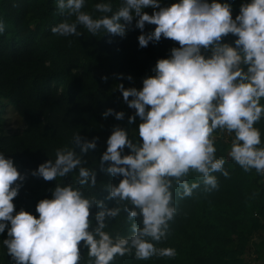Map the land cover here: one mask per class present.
<instances>
[{
    "label": "clouds",
    "instance_id": "obj_1",
    "mask_svg": "<svg viewBox=\"0 0 264 264\" xmlns=\"http://www.w3.org/2000/svg\"><path fill=\"white\" fill-rule=\"evenodd\" d=\"M85 4L56 0L58 12L69 18L50 31L80 37L82 26L93 36L103 31L124 37L135 21L140 47L162 36L179 47L156 61L154 75L144 78L139 90L116 85L135 110L127 116L128 124L137 117L140 122L136 130L114 126L100 156V170L121 177L118 183L101 185L115 206L107 207L91 191L97 186L96 170L84 157L96 149L98 137L74 133L54 158L31 172L57 181L51 198L36 204L38 217L23 209L13 214L12 201L21 187L15 182L25 177L0 152V233L7 227L2 244L13 264H114L126 255L174 258V247L160 246L177 213L174 191L188 197L201 183L212 191L219 186L215 173L229 176L225 158L216 155V130L231 136L227 154L236 164L264 175V140L256 126L264 119V0L242 2L234 18L227 0H175L169 6H161V0H119L115 10L114 0H97L93 9L99 16L85 11ZM145 8H152V14ZM146 23L154 30L143 31ZM228 34L235 37L231 43L223 42ZM101 115L125 119L124 111L112 108ZM190 171L199 174L198 180L189 183ZM68 175L72 183L63 185L60 178ZM94 207L100 210L89 219ZM125 212L128 234L113 235L109 221ZM81 241L87 259L81 257Z\"/></svg>",
    "mask_w": 264,
    "mask_h": 264
},
{
    "label": "trees",
    "instance_id": "obj_2",
    "mask_svg": "<svg viewBox=\"0 0 264 264\" xmlns=\"http://www.w3.org/2000/svg\"><path fill=\"white\" fill-rule=\"evenodd\" d=\"M96 2L86 0L84 10L94 16L101 15L93 9ZM173 2L161 0V6ZM227 2L233 7L234 18L246 0ZM118 4L119 0H114V10ZM143 11L151 15L153 9ZM67 18L58 12L56 0H0V23L4 25L0 32V152L5 153V158H11L25 177L15 182L21 187L12 201L13 214L23 209L38 217L36 204L51 198L57 181H46L32 176L31 172L54 158L55 150L68 145L76 132L88 139L98 137L96 149L84 157L88 166L96 170L97 186L91 191L107 207L115 206L113 200L105 199L107 191L101 185L118 183L121 177L102 172L100 156L114 126L136 130L140 122L137 117L128 124L127 116L134 111H128L122 104V94L116 85L123 83L126 88L139 90L142 85L138 83L154 75L156 61L167 58L171 48L179 47L177 41L163 36L140 47L137 37L141 30L134 27L135 21L124 37L103 34V31L93 36L82 26H78L83 34L80 37H62L50 31ZM154 28L155 25L146 23L143 31ZM234 39L228 34L223 42L231 43ZM129 75L131 80L127 79ZM104 76L107 80L102 79ZM107 108L124 111L125 119L102 117ZM8 109L20 121L18 132L6 130ZM256 126L264 140V119ZM214 134L216 155L225 158L224 168L229 176L215 173L219 186L212 191H206L203 183L188 197L180 198L174 191L177 213L170 222L168 239L160 246L174 247L176 256L137 260L133 255H126L117 257L114 264H256L259 259L264 261V177L255 169L245 172L227 154L231 140L222 137L220 130ZM128 152L125 148L123 154ZM198 178L199 174L194 171L187 176L189 183ZM60 181L63 185L70 184L72 175ZM99 210L92 208L89 219ZM125 216L126 212L109 221L113 235L128 234ZM6 238L7 227L0 233V264H13L2 244ZM87 251L81 241L82 258L87 259Z\"/></svg>",
    "mask_w": 264,
    "mask_h": 264
},
{
    "label": "rangeland",
    "instance_id": "obj_3",
    "mask_svg": "<svg viewBox=\"0 0 264 264\" xmlns=\"http://www.w3.org/2000/svg\"><path fill=\"white\" fill-rule=\"evenodd\" d=\"M138 84H141L142 85V82L141 83H138ZM122 104L127 108L128 111H135L134 109H130L127 104L123 101V98L120 99ZM5 115H7L8 119H9V123L7 124V132H10V133H15V132H18L21 130V125H20V121L19 119L17 118V116L15 114H13L11 112V110H6V113ZM215 135V134H213ZM222 137H227V139L231 140L230 138V135H228L227 133H224V132H221L220 134ZM257 262H261L260 259L257 261Z\"/></svg>",
    "mask_w": 264,
    "mask_h": 264
},
{
    "label": "crops",
    "instance_id": "obj_4",
    "mask_svg": "<svg viewBox=\"0 0 264 264\" xmlns=\"http://www.w3.org/2000/svg\"><path fill=\"white\" fill-rule=\"evenodd\" d=\"M260 261L261 262H254V263H256V264H263L264 261H262L261 259H260Z\"/></svg>",
    "mask_w": 264,
    "mask_h": 264
},
{
    "label": "built area",
    "instance_id": "obj_5",
    "mask_svg": "<svg viewBox=\"0 0 264 264\" xmlns=\"http://www.w3.org/2000/svg\"><path fill=\"white\" fill-rule=\"evenodd\" d=\"M264 177V175H262Z\"/></svg>",
    "mask_w": 264,
    "mask_h": 264
}]
</instances>
